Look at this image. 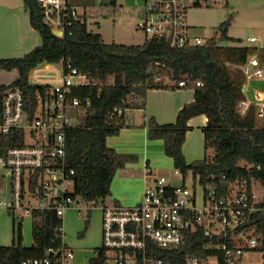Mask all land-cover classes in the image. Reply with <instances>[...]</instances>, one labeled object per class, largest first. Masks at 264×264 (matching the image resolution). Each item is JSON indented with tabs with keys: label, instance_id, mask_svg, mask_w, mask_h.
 Masks as SVG:
<instances>
[{
	"label": "built area",
	"instance_id": "obj_1",
	"mask_svg": "<svg viewBox=\"0 0 264 264\" xmlns=\"http://www.w3.org/2000/svg\"><path fill=\"white\" fill-rule=\"evenodd\" d=\"M208 1L140 0L135 6L137 28L147 38L165 40L173 48L203 46L215 35L195 34L187 23V13ZM38 2L44 22L54 33L71 34L76 25L87 23L86 11L80 12L68 0ZM227 65L244 74V93L249 81L264 78V66L255 54L243 63ZM155 81L161 82L162 76ZM188 82L183 79L178 87L185 88ZM28 83L36 87L33 111L20 86L7 89L2 98L0 210H7L14 219L31 217L33 223L41 212L54 211L62 224L54 244L40 257L24 258L23 264H71L75 251L65 240L63 218L69 210L84 216L97 208L102 212L101 249L109 264H164L154 248H181L199 229L209 239L204 244L205 250L213 252L209 258L219 264H248L244 257L256 251L258 239L255 229L246 228V224L255 214H264V193L262 199L256 196L255 180L238 176L223 188L211 183L215 175L210 176L208 185L199 174L189 172L193 179L189 187L177 169L170 176L147 166L144 178L148 184L139 203H84L77 197L76 170L67 157L68 133L87 116L92 102L88 89L95 83L71 62L42 63L30 70ZM195 84L203 83L198 80ZM245 96L238 111L244 115L255 106L257 117L264 118V90ZM127 111L115 108L110 116ZM191 261L200 263L197 258Z\"/></svg>",
	"mask_w": 264,
	"mask_h": 264
},
{
	"label": "trees",
	"instance_id": "obj_2",
	"mask_svg": "<svg viewBox=\"0 0 264 264\" xmlns=\"http://www.w3.org/2000/svg\"><path fill=\"white\" fill-rule=\"evenodd\" d=\"M98 3L114 7L117 0H89V7ZM23 4L42 42L21 57L0 59V70L18 72L13 82L0 84V112L4 93L14 86L24 89L26 104L34 110L36 87L28 83V74L42 63L71 62L91 78L95 83L88 89L91 106L83 121L68 133L67 146L69 164L76 170L77 197L84 203L108 198L117 170L136 161L135 155L118 153L107 145V138L126 126V112L111 117L114 109H145L148 89H178L183 79L189 81L185 88L194 89V100L180 109L173 123L160 124L150 118L146 125L148 138L164 141L165 154L184 180L192 172L194 176L199 174L205 184L227 188L229 181L244 176L250 181L259 180L264 187V120L258 119L255 106L244 115L238 111L239 103L246 97L245 77L240 69L227 65L245 62L249 52L241 48L240 57L234 58L231 47L219 44L221 39H229L232 16L219 27L221 39L215 36L203 46L178 49L156 38H146L141 45L106 43L101 33L89 29L88 19L84 25H76L71 34L58 36L44 22L38 0H23ZM157 76L166 77L168 82H156ZM198 80L203 83L201 86L195 84ZM198 115L208 119L202 127L207 154L188 163L183 144L191 129L188 121ZM210 149L214 152L212 159L208 157ZM211 175L216 178L210 183ZM89 215L90 212L88 219ZM61 224L54 211L41 212L33 223V245L29 248L21 244L19 226L17 242L0 244V264H23L26 257L42 256L54 244ZM246 228L255 229L256 251L262 253L264 264V214L251 217ZM208 240L199 229L181 248H154V253L164 264H186L193 258L204 263L213 255L204 249ZM96 251L89 264H109L101 247Z\"/></svg>",
	"mask_w": 264,
	"mask_h": 264
},
{
	"label": "crops",
	"instance_id": "obj_3",
	"mask_svg": "<svg viewBox=\"0 0 264 264\" xmlns=\"http://www.w3.org/2000/svg\"><path fill=\"white\" fill-rule=\"evenodd\" d=\"M259 26V33L251 34L246 37L245 41L240 42L237 46H232L234 58L240 57L239 49L242 48L249 52L247 59L255 54L264 66V21ZM251 36H255L257 40L250 42L248 39ZM41 42L40 34L31 25L29 12L25 8L23 0H0V50H4L5 55L3 56L21 57L40 45ZM262 90H264V78L249 81L245 93L250 97ZM194 93L192 88H150L146 94L145 109L126 112V126L121 129L119 134L109 136L107 145L118 153L135 155L136 161L129 162L124 168L117 170L111 183V195L105 199L106 203H120L125 206L139 203L148 184L144 178L145 168L149 166L166 174L163 170L173 167V160L165 154L164 141L150 140L147 136L146 125L152 117L160 124L175 122L180 109L194 100ZM258 119L264 120V118ZM207 120L205 115H198L188 121L191 129L187 132L183 144V153L188 163L205 156V137L202 127L207 124ZM197 130L201 131V137L196 135ZM194 136L197 137V140ZM203 150L204 155L202 156ZM90 217L91 212L89 219ZM64 232L68 244V235L65 229ZM99 247L101 246L94 249V254L90 259L95 256L96 249ZM83 263L87 264V261Z\"/></svg>",
	"mask_w": 264,
	"mask_h": 264
},
{
	"label": "rangeland",
	"instance_id": "obj_4",
	"mask_svg": "<svg viewBox=\"0 0 264 264\" xmlns=\"http://www.w3.org/2000/svg\"><path fill=\"white\" fill-rule=\"evenodd\" d=\"M76 6L80 12H87L89 29L102 34L106 43H120L126 45H141L147 36L137 28V17L135 6L140 0H117V5L89 7V0H68ZM232 16L231 24L228 28V40L221 39L219 31L220 25ZM264 21V0H209L201 7H193L188 10L187 23L192 27L195 34H213L220 38V45L231 47L237 46L245 41L251 34L259 33V24ZM4 50H0V58H13L3 56ZM20 57V56H19ZM18 75L17 70H0V84L8 85L13 82ZM163 83H167L166 77L162 76ZM201 131L197 130L198 137ZM197 140V137L194 136ZM200 139V138H199ZM204 149V146H203ZM205 151V156H206ZM204 155V150L202 156ZM204 156V157H205ZM214 152L210 149L208 157L212 159ZM174 164V163H173ZM173 167L163 170L166 174L174 175ZM192 173L187 176V185L192 187ZM253 191L259 199L263 198L264 189L259 180L253 182ZM87 214L79 216L76 210L67 211L63 224L68 235V244L75 251V258L71 264H84L94 254V249L102 244V215L101 211L93 209L91 211L90 223L87 224ZM21 231V244L25 248L33 245V219H14L7 210H0V244L9 246L17 242L18 227ZM244 263L263 264L262 253L255 251L247 253ZM186 264H195L191 260ZM199 264H219L215 258H209L204 263Z\"/></svg>",
	"mask_w": 264,
	"mask_h": 264
},
{
	"label": "water",
	"instance_id": "obj_5",
	"mask_svg": "<svg viewBox=\"0 0 264 264\" xmlns=\"http://www.w3.org/2000/svg\"><path fill=\"white\" fill-rule=\"evenodd\" d=\"M55 34L58 35V36H61V32H59V31L55 32ZM148 72H150V70Z\"/></svg>",
	"mask_w": 264,
	"mask_h": 264
}]
</instances>
